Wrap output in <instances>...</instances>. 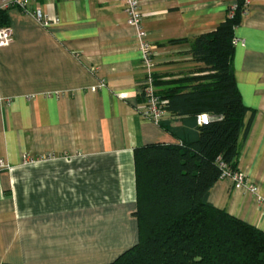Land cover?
Wrapping results in <instances>:
<instances>
[{
    "label": "crops",
    "instance_id": "1",
    "mask_svg": "<svg viewBox=\"0 0 264 264\" xmlns=\"http://www.w3.org/2000/svg\"><path fill=\"white\" fill-rule=\"evenodd\" d=\"M236 1L141 0L153 76L198 74L191 41ZM246 1L233 67L255 115L238 169L264 197V0ZM29 9H4L13 39L0 47V264H107L139 241L134 149L182 139L142 115L148 72L120 0H32ZM161 121L196 130L190 116L166 111ZM209 200L264 230L258 195L232 179L220 178Z\"/></svg>",
    "mask_w": 264,
    "mask_h": 264
},
{
    "label": "trees",
    "instance_id": "2",
    "mask_svg": "<svg viewBox=\"0 0 264 264\" xmlns=\"http://www.w3.org/2000/svg\"><path fill=\"white\" fill-rule=\"evenodd\" d=\"M247 10V1L237 0L216 29L194 37L190 53L203 63L198 74L171 81L153 76L156 87L166 86L159 92L164 109L190 116L196 130L185 136L160 121L182 141L134 149L139 241L107 264H264V230L209 200L224 165L239 170L255 115L233 67L235 30ZM5 16L0 10V25ZM203 113L213 119L198 123Z\"/></svg>",
    "mask_w": 264,
    "mask_h": 264
},
{
    "label": "built area",
    "instance_id": "3",
    "mask_svg": "<svg viewBox=\"0 0 264 264\" xmlns=\"http://www.w3.org/2000/svg\"><path fill=\"white\" fill-rule=\"evenodd\" d=\"M31 1L32 0H0V10L8 9L12 6H17L26 11H30L29 4ZM120 2L123 4V7L127 12L128 23L137 31V36L140 42V49L143 57V65L146 67L148 72L147 78L144 81L145 85L141 89L145 103V110L143 111L142 115L159 123L166 113L164 105L167 100L160 97L154 84V52L151 43L146 39L147 33L143 28L144 14L141 9V0H120ZM34 13L39 19H44V15L40 9H37L36 11H34ZM44 22L47 23V20L44 19ZM12 39V28L8 25H0V47L8 46L11 43ZM236 42L237 40L235 38L234 43ZM212 119L213 118L206 113L198 115V122L200 124L208 123ZM4 166L5 162L3 161V159H0V168ZM221 178H230L238 187H245L250 192L257 194L258 201L261 203L264 212V197L259 195V187L253 183H250L241 170L231 171L225 164Z\"/></svg>",
    "mask_w": 264,
    "mask_h": 264
},
{
    "label": "rangeland",
    "instance_id": "4",
    "mask_svg": "<svg viewBox=\"0 0 264 264\" xmlns=\"http://www.w3.org/2000/svg\"><path fill=\"white\" fill-rule=\"evenodd\" d=\"M131 247H132V246H131ZM129 248H130V247H129ZM129 248H128V249H129ZM126 250H127V249H126ZM126 250H125V251H126ZM122 253H123V252H122ZM122 253H121V254H122Z\"/></svg>",
    "mask_w": 264,
    "mask_h": 264
}]
</instances>
